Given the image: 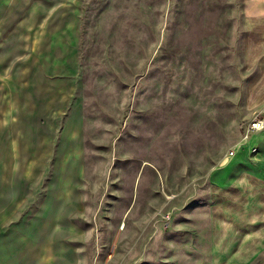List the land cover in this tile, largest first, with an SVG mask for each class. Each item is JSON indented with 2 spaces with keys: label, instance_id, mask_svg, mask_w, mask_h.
<instances>
[{
  "label": "rangeland",
  "instance_id": "obj_1",
  "mask_svg": "<svg viewBox=\"0 0 264 264\" xmlns=\"http://www.w3.org/2000/svg\"><path fill=\"white\" fill-rule=\"evenodd\" d=\"M0 32V264H264L209 205L237 161L264 205V0H0Z\"/></svg>",
  "mask_w": 264,
  "mask_h": 264
},
{
  "label": "crops",
  "instance_id": "obj_2",
  "mask_svg": "<svg viewBox=\"0 0 264 264\" xmlns=\"http://www.w3.org/2000/svg\"><path fill=\"white\" fill-rule=\"evenodd\" d=\"M39 33L43 37L50 36L49 32ZM17 35L19 36L20 34L16 33ZM35 35L36 32L23 33V36L28 38ZM12 36H14V32H0V37L5 39ZM27 45L30 48V46L32 47L35 44L28 39ZM247 165V162H232L226 168H222V170L220 168L219 175L214 177V179H210L209 205L211 207V214L217 211V216H221L219 218H212L211 216V219L214 228H216L218 224L222 226L221 221L224 218L228 222V225L223 226L227 227L229 231L235 230L236 225L241 222L248 223L252 234L245 237L242 236V242L247 244L257 242L261 246H264V229L259 230L260 228H264V216H262L264 215V211H262L264 210V205L260 206L259 202L261 201L258 200L262 196V192L254 188L250 183L252 180L259 178V175L254 170L249 169ZM17 188L16 190L12 188L10 198H13L14 194L16 199L19 197ZM239 238L240 235L237 234L227 237V240L223 241V245H229ZM227 258L228 256L225 257L227 264H240L238 256L231 257L230 260H226Z\"/></svg>",
  "mask_w": 264,
  "mask_h": 264
},
{
  "label": "water",
  "instance_id": "obj_3",
  "mask_svg": "<svg viewBox=\"0 0 264 264\" xmlns=\"http://www.w3.org/2000/svg\"><path fill=\"white\" fill-rule=\"evenodd\" d=\"M67 202L59 201H51V203L47 206L48 208L46 210H42L41 213H45L48 217H54L57 213H64L67 214L68 207Z\"/></svg>",
  "mask_w": 264,
  "mask_h": 264
},
{
  "label": "built area",
  "instance_id": "obj_4",
  "mask_svg": "<svg viewBox=\"0 0 264 264\" xmlns=\"http://www.w3.org/2000/svg\"><path fill=\"white\" fill-rule=\"evenodd\" d=\"M262 128H264V120L259 119V120L252 122V124L249 125L248 130L258 131V130H261ZM228 154L232 155L233 152L230 151Z\"/></svg>",
  "mask_w": 264,
  "mask_h": 264
}]
</instances>
